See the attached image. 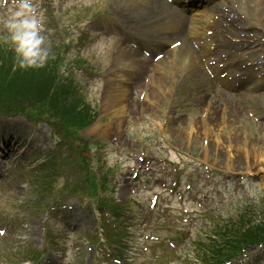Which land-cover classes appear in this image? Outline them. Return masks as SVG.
I'll return each instance as SVG.
<instances>
[{
	"label": "rangeland",
	"instance_id": "374dc122",
	"mask_svg": "<svg viewBox=\"0 0 264 264\" xmlns=\"http://www.w3.org/2000/svg\"><path fill=\"white\" fill-rule=\"evenodd\" d=\"M30 2L42 18L41 49L63 51L65 74L81 91L84 102L95 110L96 118L79 132L72 116L67 117L73 134L80 137L68 140L69 150L66 146L56 148L59 137H49L47 124L29 125L21 116L0 118V141L1 136L27 140L0 160V229H5V233H0V264H18L27 257L31 264H50L49 257L54 259L51 264H201L196 262L200 250L195 249V240H205L212 234L210 225L215 224V217L233 216L248 197L255 198L256 203L264 200V89L242 95V105H235L233 90L223 92L216 80L208 78L206 83L199 71L181 74L169 64L149 72H155L158 84L145 80L140 88L142 80H133L134 73H130L135 66L132 54H120L117 44L119 40L125 49L130 48L129 42L134 38L131 34L120 38L105 34L108 29L118 31L122 26L125 35V23H121L125 18L134 20L130 22L133 28L126 27L127 30L142 29L143 33L144 28L138 25L144 14L162 13L177 18L181 12L171 13L165 0L166 6L163 3L135 10L127 7L134 0ZM254 2L232 0L250 23L257 16L255 7H251ZM19 3L20 0H0V35ZM263 25L256 27L259 36L261 31L264 33ZM152 36L166 37L160 30L153 31ZM255 50L246 54L258 60L263 56L264 60V47ZM237 59L241 62V58ZM247 63L250 61L244 60ZM249 66L264 75V61ZM50 68L53 66L46 59L43 67H35L32 79H48ZM236 68L232 66L230 70L243 78L255 76L247 67ZM222 72L214 70L212 77L218 79ZM262 82L264 85V79ZM201 92L204 99L198 95ZM228 100L235 106L223 105ZM243 105L257 117L247 113ZM29 145L33 149L18 157ZM52 151L62 152L67 159L64 174L57 178L59 186L76 177L72 167L78 171L77 163L82 158L96 175H105L114 182L115 203L127 204L114 213L115 220L106 221L86 192L80 196L62 194L57 205L47 212L34 206L40 198L31 190L25 172L43 156H52ZM165 159L177 164L166 163ZM176 174L178 184L172 186ZM18 178L21 183L16 181ZM10 180L12 183L8 184ZM12 191L14 199L9 196ZM25 202L28 207L19 206ZM105 212L109 218L111 213ZM166 216L178 223L169 231L156 225L169 220ZM114 226L122 230V261L118 260L115 246L105 241ZM165 237L175 238L174 249L169 248L170 241ZM31 250L40 254L32 257ZM245 254L240 257L243 264L264 263V246H255Z\"/></svg>",
	"mask_w": 264,
	"mask_h": 264
},
{
	"label": "bare ground",
	"instance_id": "6f19581e",
	"mask_svg": "<svg viewBox=\"0 0 264 264\" xmlns=\"http://www.w3.org/2000/svg\"><path fill=\"white\" fill-rule=\"evenodd\" d=\"M208 1H209L208 5H204L202 8H200L198 10L195 9V13L192 16H187L188 18H191V19H189V20H187L185 18L182 19V17H184V16H181V17H179V19H168V20L164 21L162 23V25L167 26L171 29H174L175 31L178 30L179 34H181L182 37L183 36L184 37L191 36V38L195 42H197V44L200 46V48H201L200 52L208 50L209 46L211 45V43L213 41V37L206 35L205 31L207 29H213V32L216 35H219V36L230 35V34H233L235 32L234 24L238 20L237 18H235V15H232L229 22H226V20H225L226 10L224 9L225 7L224 6L221 7V5L213 6V4L210 2V0H208ZM138 2H139L140 7H144L145 5L148 4L144 0H139ZM189 2H190V0H187L188 5H189ZM134 5L139 7L138 4H134ZM129 6L133 7L132 5L127 4V7H129ZM225 6L228 8H233V6L229 3H227ZM229 11H232V10L229 9ZM227 12H228V10H227ZM234 12H236V11H234ZM214 14H219V17L218 18L216 17L217 20L214 17ZM240 17H241V14L239 15V18ZM223 22H226V23L222 24ZM188 34H191V35H188ZM248 39L249 38L246 37L243 40H241L240 42L229 44V46L227 47L229 52L235 53L237 50L249 46V43H247V41H246ZM184 42H185V44L186 43L189 44V42H187L186 38H184ZM259 45L260 44H257L255 46V44H254L253 48L257 47ZM181 47H183V43L180 45V47H177L172 51L167 50L165 59L172 60L177 55V53ZM189 47L194 48L192 45H189ZM129 52L132 53L133 50L129 49ZM194 62L197 64L199 63L198 54L196 55ZM200 62H201V60H200ZM138 70H140L139 67H137L136 70H134V72H137ZM136 76H140V74L137 73ZM10 144H11V142H9L6 145L1 146L0 149H2L3 152L5 151V153L8 154V152H6V150L10 148L9 147Z\"/></svg>",
	"mask_w": 264,
	"mask_h": 264
},
{
	"label": "clouds",
	"instance_id": "9594fccd",
	"mask_svg": "<svg viewBox=\"0 0 264 264\" xmlns=\"http://www.w3.org/2000/svg\"><path fill=\"white\" fill-rule=\"evenodd\" d=\"M41 19L30 0H20L18 10L8 22L18 63L22 68L43 67L47 59V52L40 47L44 42L40 35Z\"/></svg>",
	"mask_w": 264,
	"mask_h": 264
},
{
	"label": "trees",
	"instance_id": "16d2710c",
	"mask_svg": "<svg viewBox=\"0 0 264 264\" xmlns=\"http://www.w3.org/2000/svg\"><path fill=\"white\" fill-rule=\"evenodd\" d=\"M2 63L0 61V64ZM25 74L27 73L24 71H13L11 66L0 69V109L4 111L10 110L14 98L18 95L17 92L21 91V78ZM252 239L253 237H248V240Z\"/></svg>",
	"mask_w": 264,
	"mask_h": 264
}]
</instances>
